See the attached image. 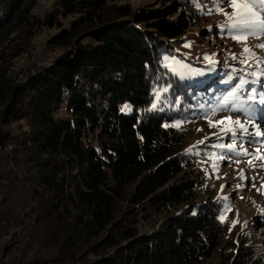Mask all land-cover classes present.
Listing matches in <instances>:
<instances>
[{
    "label": "trees",
    "instance_id": "16d2710c",
    "mask_svg": "<svg viewBox=\"0 0 264 264\" xmlns=\"http://www.w3.org/2000/svg\"><path fill=\"white\" fill-rule=\"evenodd\" d=\"M164 1L55 0L35 14L39 0H0V123L15 128H0L1 264H264L244 229L227 237L206 191L215 147L189 152L188 130L165 127L198 119L216 80L190 85L164 57L192 26L221 31L193 0ZM52 29V59L20 67Z\"/></svg>",
    "mask_w": 264,
    "mask_h": 264
},
{
    "label": "rangeland",
    "instance_id": "374dc122",
    "mask_svg": "<svg viewBox=\"0 0 264 264\" xmlns=\"http://www.w3.org/2000/svg\"><path fill=\"white\" fill-rule=\"evenodd\" d=\"M54 1H40V5L35 8L34 13L39 14L41 10L43 12L50 11ZM111 2L117 5L128 4L132 9L161 7L165 3L164 0H111ZM214 3L215 0H199V4L204 6L200 9L205 13ZM224 10L231 12L232 8L225 4ZM224 19V15L213 12L210 15L207 14L204 25L212 28L219 25ZM203 29L202 24L190 27L184 36V40L176 48L175 54L164 57V64L169 71L190 85L197 87L207 86L213 79L216 80V83L208 89L207 96L203 97V114L198 119H180L170 123V125H173L177 122H182L179 128H186L189 134L183 146L187 149L191 148L193 152V147L198 144H209L214 147L221 143L226 145L231 142V133L221 131L229 127V122L226 121L224 124L212 126L209 123L210 120L218 122L226 117H231L233 121L240 120L244 122L247 120L245 114L234 110L236 106L233 103H226L237 90H239V97L242 100H247L253 89L256 90L258 100L259 93L264 90L261 88V85H264V77L257 80V77L253 75L254 72L258 73L264 65L253 64L251 67H246L244 64L239 63L238 59L232 58L233 54L239 57L246 45L253 47L257 55L264 56V49L254 48L255 45L264 44V36L259 38L248 37L246 41L238 42L222 32L219 38L215 34L204 35L202 34ZM56 32L57 29H52L39 34L34 42L35 49L30 54L25 53L22 55L18 60L19 66L21 67L31 61L38 63L49 62L54 54L45 50L46 40ZM186 44H190L191 47H185ZM205 55H210L217 63L210 65L204 60ZM165 58L168 59L166 60ZM172 58L189 65L191 71L183 76L178 75L172 69H179V65L172 64ZM243 79L248 81L256 80L257 82L255 84H242ZM164 90L162 89V91ZM203 91L204 89L199 90L202 94ZM158 92L161 95V90ZM159 104L161 106L169 104L170 106L168 97L164 96ZM259 109L260 105L256 103V115L259 113ZM255 123L259 125L262 131L263 125L261 121L256 118ZM0 128H3L4 131L6 129H15L13 126L6 127L1 123ZM249 131H252L251 127ZM239 137L240 132L237 131V149L240 148ZM248 139L249 137H244L245 143L243 147L251 153L257 146L247 143ZM259 150L264 153L262 148ZM212 153L207 160L201 162L202 167L205 169L203 177L206 180L208 195L216 196L219 199L222 196L229 198L227 202L221 199L224 204L230 203L232 206L231 210L226 213L227 237H234L244 229L243 231L248 235L249 241L257 245L256 254H260L264 263V235L257 228L262 226V229H264V188H261V177H264V169L253 168L249 165V161L254 165L261 163V161L252 156L236 157L233 154H229L230 150L227 148L220 149L215 147L212 149ZM219 154H223L225 158L222 160L214 159ZM213 163L218 164V171L213 169ZM241 173L246 179H241ZM253 178H255V187H253ZM238 185L239 188L237 187ZM222 186H224L223 191ZM257 188H260V191H257ZM237 219L239 222L236 223L235 227H232L233 221ZM245 221H247L246 226ZM217 259L218 256H215L205 264H216Z\"/></svg>",
    "mask_w": 264,
    "mask_h": 264
},
{
    "label": "snow or ice",
    "instance_id": "6c2138e0",
    "mask_svg": "<svg viewBox=\"0 0 264 264\" xmlns=\"http://www.w3.org/2000/svg\"><path fill=\"white\" fill-rule=\"evenodd\" d=\"M193 2L198 8L202 9L204 7L199 4V0H193ZM225 4L229 5L232 8L231 12H227L224 10ZM213 12L220 13L225 17V19L218 25L220 31L228 36H231L238 42L246 41L248 37L259 38L264 36V0H215V3L208 9L207 13L205 14L210 15ZM185 47H191V45L186 44ZM254 48L264 49V44L255 45ZM232 58L238 59L239 63L244 64L246 67H251L253 64L264 65V56L257 55V53L253 50V47H249L247 45L244 47L243 52L239 55V57L233 54ZM165 59L167 60L168 58ZM204 60L207 61L210 65L217 63L212 59L210 55H205ZM172 64L179 65V69H172L178 75L183 76L187 72L191 71L189 65L176 61L175 58H172ZM253 75L257 77V80L261 77H264V67H261L258 73L254 72ZM256 82V80H242V84H255ZM261 88L264 89V85H261ZM165 91H167V89H165ZM159 98L160 93L156 92L155 99L157 100V102L159 101ZM226 103H233L236 106L234 110L245 114L247 116V120L244 122H241L240 120L233 121L231 117H226L219 120L218 122L210 120L209 123L212 126H215L216 124H224L226 121H228L229 127L227 129H222L221 131L231 133V142L227 143L226 145L221 143L215 145L214 147H218L220 149L227 148L228 150H230L229 154H233L236 157L252 156L253 158L261 161V163L254 165L251 163V161H249L250 167L264 169V153H261L259 150L260 147H264V140L259 139L261 136H264V131H261L259 125L255 123L256 103L264 105V90L259 93L258 100L255 89L252 90L251 95L247 100L240 99L239 90H237V92L233 94V97L230 98L229 101H226ZM156 108L157 103H152L151 109L149 110H155ZM121 111L131 112L132 107L131 105L126 104L123 106ZM261 111H264V109H261ZM181 123L182 122H177L173 125H165V127H180ZM250 127L252 128V131H249ZM237 131L240 132L239 149H237ZM245 136L249 137V139L246 141L247 143L257 146L251 153L243 147L245 143ZM188 151L191 152L192 149L189 148ZM224 158L225 156L223 154H219L214 157V159L216 160H222ZM212 167L214 170L218 171V164L213 163ZM241 179H246V177L243 176V173H241ZM253 180V187H255V178H253ZM223 187L224 186H222V191ZM237 187L239 188V185ZM261 188H264V177H261ZM257 191H260V188H257ZM221 199L227 202L229 198L226 196H222ZM231 208L232 206L230 203H225L223 205V212L219 217L221 222H225L226 213H228ZM238 222V219L236 221H233L232 227H235L236 223ZM246 225L247 221H245V226Z\"/></svg>",
    "mask_w": 264,
    "mask_h": 264
},
{
    "label": "bare ground",
    "instance_id": "6f19581e",
    "mask_svg": "<svg viewBox=\"0 0 264 264\" xmlns=\"http://www.w3.org/2000/svg\"><path fill=\"white\" fill-rule=\"evenodd\" d=\"M41 2H46L47 0H40ZM40 54H41V52H40ZM260 89V88H259ZM261 91V90H260ZM260 105V104H259ZM261 109H264V105H260V109H259V113L256 115V118L258 119V120H260L261 121V124L263 125V130L262 131H264V111H261ZM261 138V140H264V136H261L260 137ZM260 148H262L263 150H264V147H260ZM255 224V223H254ZM253 224V225H254ZM257 225V224H256ZM256 229V228H255ZM252 231V230H251ZM252 234H254V233H252ZM258 234V233H257ZM259 235V234H258ZM252 236V235H251ZM261 237V236H260ZM263 246V245H262Z\"/></svg>",
    "mask_w": 264,
    "mask_h": 264
},
{
    "label": "water",
    "instance_id": "95a60500",
    "mask_svg": "<svg viewBox=\"0 0 264 264\" xmlns=\"http://www.w3.org/2000/svg\"><path fill=\"white\" fill-rule=\"evenodd\" d=\"M0 264H1V262H0Z\"/></svg>",
    "mask_w": 264,
    "mask_h": 264
}]
</instances>
